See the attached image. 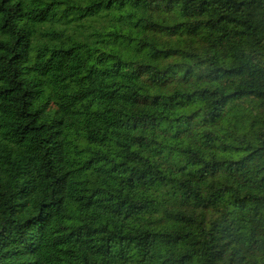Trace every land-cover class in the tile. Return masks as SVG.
<instances>
[{
  "label": "trees",
  "instance_id": "1",
  "mask_svg": "<svg viewBox=\"0 0 264 264\" xmlns=\"http://www.w3.org/2000/svg\"><path fill=\"white\" fill-rule=\"evenodd\" d=\"M0 264H264V0H0Z\"/></svg>",
  "mask_w": 264,
  "mask_h": 264
}]
</instances>
